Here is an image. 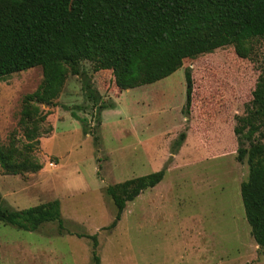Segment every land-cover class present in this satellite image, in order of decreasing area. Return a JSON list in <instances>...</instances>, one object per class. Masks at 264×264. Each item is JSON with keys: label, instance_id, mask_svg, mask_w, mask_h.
<instances>
[{"label": "rangeland", "instance_id": "rangeland-1", "mask_svg": "<svg viewBox=\"0 0 264 264\" xmlns=\"http://www.w3.org/2000/svg\"><path fill=\"white\" fill-rule=\"evenodd\" d=\"M82 68L100 102L115 108L103 110L98 125L82 78L70 72L53 104L41 106L47 117L34 150L41 167L18 174L0 168V195L15 209L58 199L64 227L51 221L25 231L0 222V264H94L84 234H97L100 264H264L241 197L247 155L238 159L263 126L252 128L251 117L264 84V37L252 38L245 56L234 45L220 47L126 90L112 70L95 71L91 61ZM187 69L194 81L189 112ZM42 80L41 66L0 79L1 144L15 136L24 148L22 100ZM163 167V180L129 201L108 228L116 207L107 186Z\"/></svg>", "mask_w": 264, "mask_h": 264}, {"label": "trees", "instance_id": "trees-1", "mask_svg": "<svg viewBox=\"0 0 264 264\" xmlns=\"http://www.w3.org/2000/svg\"><path fill=\"white\" fill-rule=\"evenodd\" d=\"M254 37H264V0H0V79L36 66L43 70L40 85L22 100L19 126L27 142L23 149L15 136L7 145L0 143V168L18 174L41 167L34 156L47 117L41 106L53 104L69 72L82 78L87 98L96 105L98 125L101 112L115 108L100 102L82 68L84 61L93 62L95 71L112 70L117 87L126 90L161 80L185 59L220 47L234 45L245 56ZM185 80L189 112L194 85L190 69ZM251 120L252 128L263 126L257 140L238 152L240 160L247 155L249 165L241 197L251 233L264 250V84L256 91ZM83 127L99 143L86 123ZM165 172L163 167L108 185L116 207L108 228L117 225L129 201L160 183ZM51 221L64 227L58 199L15 209L0 195V222L34 231ZM84 235L92 240L94 264H100L97 234Z\"/></svg>", "mask_w": 264, "mask_h": 264}]
</instances>
